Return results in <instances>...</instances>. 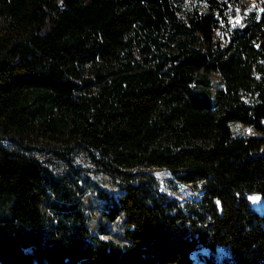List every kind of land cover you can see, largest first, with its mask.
Returning <instances> with one entry per match:
<instances>
[{"label":"trees","instance_id":"1","mask_svg":"<svg viewBox=\"0 0 264 264\" xmlns=\"http://www.w3.org/2000/svg\"><path fill=\"white\" fill-rule=\"evenodd\" d=\"M232 2L0 0V264H221L220 246L264 264L248 199L264 197V11L235 24ZM31 136L109 177L96 222L92 183ZM155 170L202 198L183 205Z\"/></svg>","mask_w":264,"mask_h":264},{"label":"rangeland","instance_id":"2","mask_svg":"<svg viewBox=\"0 0 264 264\" xmlns=\"http://www.w3.org/2000/svg\"><path fill=\"white\" fill-rule=\"evenodd\" d=\"M230 16L235 24H240L245 16L252 12L262 13L264 11V0H233L230 4ZM212 78L215 82H220V76L214 74ZM235 134L237 135H250L254 134L252 128L242 125L239 122H234L232 124ZM24 145L31 147V150L34 154L38 155L40 158L44 160H48V164L51 168H53L57 172L64 173L66 171H71V174H75V171L78 170L82 181L86 180L87 183H92L91 186L88 184L85 188H87L85 192V202L86 204H92L93 210L89 209V221L96 222L98 220V209L96 208L97 202L93 201L94 189L96 184L101 187L106 188L107 190H112L111 180L108 176L103 175L98 171L92 159L82 152L75 151L71 154V167L67 161L64 160L59 153L48 150L57 149L55 146V141H51L50 139L43 137H26L23 140ZM15 147H19V145L14 144ZM153 175L159 182L160 188H162L165 192H167L170 196L178 198L179 200L186 199H194L196 201L202 198V191L195 190L192 185H188L187 187H182V182L175 179L173 174L169 170H155ZM85 186V184H84ZM203 190V189H201ZM251 196V195H250ZM249 196V201L251 206L258 213H264V203L262 207L258 208L252 202ZM264 200V197H262ZM91 200V201H90ZM93 201V202H92ZM201 253L209 254L208 249H201ZM228 249L224 246H220L215 254L214 258L217 262L224 264L226 258L228 256ZM193 258L197 260L199 258L197 253H193Z\"/></svg>","mask_w":264,"mask_h":264},{"label":"bare ground","instance_id":"3","mask_svg":"<svg viewBox=\"0 0 264 264\" xmlns=\"http://www.w3.org/2000/svg\"><path fill=\"white\" fill-rule=\"evenodd\" d=\"M250 199L255 204V206H257L258 208L262 207V205L264 203V200H263L262 196L258 195V194L251 195Z\"/></svg>","mask_w":264,"mask_h":264},{"label":"built area","instance_id":"4","mask_svg":"<svg viewBox=\"0 0 264 264\" xmlns=\"http://www.w3.org/2000/svg\"><path fill=\"white\" fill-rule=\"evenodd\" d=\"M199 184H202V183H199ZM188 185H191V184H185V183H182V187H187ZM178 199V198H177ZM179 200V199H178ZM183 205L186 204L187 202H190V201H196L194 199H186V200H179Z\"/></svg>","mask_w":264,"mask_h":264},{"label":"water","instance_id":"5","mask_svg":"<svg viewBox=\"0 0 264 264\" xmlns=\"http://www.w3.org/2000/svg\"><path fill=\"white\" fill-rule=\"evenodd\" d=\"M262 126H263V128H264V120L262 121ZM262 196V195H261ZM249 199V198H248Z\"/></svg>","mask_w":264,"mask_h":264}]
</instances>
